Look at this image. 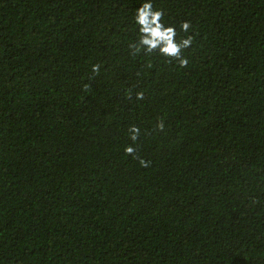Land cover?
Segmentation results:
<instances>
[{
    "label": "trees",
    "instance_id": "trees-1",
    "mask_svg": "<svg viewBox=\"0 0 264 264\" xmlns=\"http://www.w3.org/2000/svg\"><path fill=\"white\" fill-rule=\"evenodd\" d=\"M147 2L0 0V264H264V0Z\"/></svg>",
    "mask_w": 264,
    "mask_h": 264
},
{
    "label": "clouds",
    "instance_id": "clouds-1",
    "mask_svg": "<svg viewBox=\"0 0 264 264\" xmlns=\"http://www.w3.org/2000/svg\"><path fill=\"white\" fill-rule=\"evenodd\" d=\"M163 12L161 10H154L151 0L147 3H143L135 14V23L138 26L139 39L137 44L131 45L132 48L138 53L143 49L146 54L154 51L159 52L160 55L174 59L179 62L180 67H186L188 60L183 58L182 50L189 48L193 43V37L187 36L180 41L176 40V29L174 27H166L162 23ZM191 28L190 22H184L181 24V30L188 32ZM99 65H93L92 71L98 73ZM87 87V86H86ZM137 99H143V93H137ZM158 127L162 130L163 123L161 122ZM133 135L130 137L135 141L139 135V129L133 126L129 129ZM135 149L131 146L125 149L126 154H133ZM149 162L140 160L142 167H147Z\"/></svg>",
    "mask_w": 264,
    "mask_h": 264
}]
</instances>
